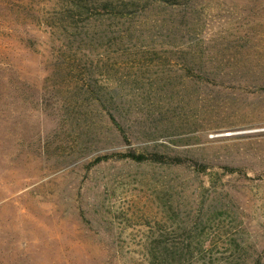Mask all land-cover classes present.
Returning <instances> with one entry per match:
<instances>
[{
  "label": "rangeland",
  "instance_id": "374dc122",
  "mask_svg": "<svg viewBox=\"0 0 264 264\" xmlns=\"http://www.w3.org/2000/svg\"><path fill=\"white\" fill-rule=\"evenodd\" d=\"M0 264H264V0H0Z\"/></svg>",
  "mask_w": 264,
  "mask_h": 264
},
{
  "label": "trees",
  "instance_id": "16d2710c",
  "mask_svg": "<svg viewBox=\"0 0 264 264\" xmlns=\"http://www.w3.org/2000/svg\"><path fill=\"white\" fill-rule=\"evenodd\" d=\"M114 122V125L116 126V128L118 129L119 133L124 137L126 135L124 128L122 127V125L120 123H118L114 118L112 119ZM121 155L124 156H129L135 160H145L148 158H152V159H156V160H162L164 162H178L181 160V157L179 155H173L170 156L169 158L166 157V154L157 152V151H151L149 153L146 152H135V151H126L123 152ZM108 157L107 154H103V155H98L96 156V158L94 159V161H98L101 160L103 158Z\"/></svg>",
  "mask_w": 264,
  "mask_h": 264
}]
</instances>
